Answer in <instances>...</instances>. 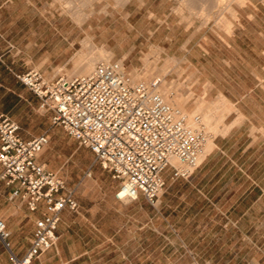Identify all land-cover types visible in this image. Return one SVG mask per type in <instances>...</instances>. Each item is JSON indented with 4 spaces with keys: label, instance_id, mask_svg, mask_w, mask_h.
I'll return each instance as SVG.
<instances>
[{
    "label": "rangeland",
    "instance_id": "374dc122",
    "mask_svg": "<svg viewBox=\"0 0 264 264\" xmlns=\"http://www.w3.org/2000/svg\"><path fill=\"white\" fill-rule=\"evenodd\" d=\"M221 1L13 0L2 4L0 109L30 122L24 126L26 131H43L49 124L47 115L39 113L10 68L33 67L49 79L77 74L75 62L95 56L96 48L103 47L110 52L108 60L121 61L128 73L136 71L140 75L136 80L160 78L159 92L185 99L183 109L175 107L189 117L200 116L204 125L202 113L195 110L199 100L214 108L222 96L232 104L219 122L221 127L226 116L240 109L264 112V1ZM26 14L56 19L34 24L40 27L33 33L27 30ZM15 18L21 19L15 22ZM43 26L47 33L41 34ZM101 61L96 59L93 66ZM56 128L53 133L61 140L50 138L43 152L55 154L54 169L68 186L89 178L88 172L96 179L94 167L100 171L78 207L112 202L110 193L116 187L108 172L88 148L79 146L61 126ZM204 129L210 137L220 131L207 125ZM231 170L226 176L220 171L209 174L210 180L199 185L178 180L166 188L167 181L159 201L152 205L142 198L124 203L129 218L119 231H107L99 223L77 234L98 243L108 237L117 244L118 248L110 245L108 249L115 253L110 251L109 256L103 255L107 248L95 247L96 256H104L96 264H264V164L246 168L243 190H237L240 183Z\"/></svg>",
    "mask_w": 264,
    "mask_h": 264
},
{
    "label": "built area",
    "instance_id": "2783aa9c",
    "mask_svg": "<svg viewBox=\"0 0 264 264\" xmlns=\"http://www.w3.org/2000/svg\"><path fill=\"white\" fill-rule=\"evenodd\" d=\"M15 76L38 98L40 110L50 112V124L61 126L119 180V200L141 195L153 204L165 185L166 169L174 178H186L202 161L207 133L199 116L194 115L196 125H191L187 115L157 91L156 80L133 81L121 61L98 62L84 75L49 79L30 68ZM48 141L47 132L23 138L17 122L0 112V184L12 186L10 198H19L30 211L39 210L26 250L18 257L11 254L13 264H31L53 247L60 212L78 208L61 176L39 160ZM8 236L0 218V240L7 249Z\"/></svg>",
    "mask_w": 264,
    "mask_h": 264
},
{
    "label": "crops",
    "instance_id": "0c3cea01",
    "mask_svg": "<svg viewBox=\"0 0 264 264\" xmlns=\"http://www.w3.org/2000/svg\"><path fill=\"white\" fill-rule=\"evenodd\" d=\"M8 2L13 3V0H0V5L7 4ZM14 5L16 6L17 4ZM25 17L24 21L28 25L27 30L33 33L39 31L38 27H40L39 25L34 26V24L51 22L53 21L51 20L52 18H54V21L56 19L55 15H52L48 19H46L44 15L38 14H26ZM20 19L21 18H15L14 21L18 22ZM52 28H48L50 32L53 31ZM42 33H47L44 26L42 27L41 34ZM84 41L85 44H87V40ZM50 53L52 52H44V54ZM79 60L81 61L82 59L80 58ZM79 60H77L74 64V71ZM30 68L33 67H25L23 69L16 70L10 68V71L15 81L21 84L31 94L33 100L35 101L34 103L37 105L39 113L47 115L49 123L48 127L39 133H48V144L50 142V138H54L56 142H59L61 137L59 135L57 137L56 133H53V131L57 130L56 127L58 126H52L50 124V112L40 110L38 98L21 82H19L15 76L16 73L23 72ZM261 81L264 82V78H262ZM30 105L33 104L30 103ZM0 112L6 114L17 122L19 126V134L23 138H30L39 134H36V131H26L24 126L29 125L30 122H26V120L20 118L15 113L4 111L2 109H0ZM199 119L201 121L200 116ZM223 125L224 126L221 127V124H217L215 130H218L217 128L219 127L220 131L211 136L212 138L209 134L207 135L212 143L211 148L203 155V157H205H202L203 160L201 164L195 168L188 177L174 178L171 176L170 168L163 172L165 184L168 181L166 188L178 180L188 181L191 185H199L201 181L208 182L210 180L207 178L209 174L215 175L220 171L221 176H226L228 171L233 169L231 170V175L237 176L236 181L237 183H240L237 190H243V185L246 182L247 176L246 168L261 166L264 164V160H262V154L264 153V134L261 131V129H264V112H245L240 109L238 113L234 112L226 116L223 121ZM56 157L59 156L56 155ZM55 159L57 158H55V154L51 153V151L42 152L39 156V160L44 162L48 169L58 173V171L54 169L58 165V162ZM223 168L226 170L222 171L221 169ZM1 169L0 165V172ZM93 170L96 174V179H94L91 176V172H89V175H87L89 178H81L73 185V187L68 186L63 176L58 173L64 180L65 187L72 191V196L75 198L78 205L85 197H87V195H89L87 189L94 183H97L96 181L99 178L100 171H96L95 167ZM108 175L114 181L113 187H116V191L119 185V180L113 178L109 172ZM11 188L12 186L7 185L4 182H1L0 184V218L4 220L6 227L9 230V236L7 238L9 242V249H7L0 240V264H13L11 254L18 257L24 253L29 244V238L31 237L34 227V221L39 216V210L30 211L27 209L25 203L19 200V198H10ZM115 191H111L110 193V197L113 201L108 202L104 207L79 206L76 211H71L67 208L63 209L60 212V220L56 226V234L58 235V238L55 245L43 251L31 262V264H96L99 262V258L109 256L110 251L113 253L114 250L108 249L110 245L112 246L111 248H118V246L112 238L107 237L106 241L98 243L93 238L80 237L77 234L78 230L85 229L91 231L92 228H97L98 224L101 223L107 231H119V229L125 225V221H128L129 218V214L127 212L128 207H126L124 203H129L142 198L146 203L152 205L141 195H138L135 200H119L115 197ZM159 196L157 201H159ZM88 197L90 198L91 196ZM107 236L109 235L107 234ZM108 241L111 244H109ZM99 246L101 248H107V250L103 253L104 256H96L98 254L94 248ZM120 254L123 256L124 252H120Z\"/></svg>",
    "mask_w": 264,
    "mask_h": 264
},
{
    "label": "bare ground",
    "instance_id": "6f19581e",
    "mask_svg": "<svg viewBox=\"0 0 264 264\" xmlns=\"http://www.w3.org/2000/svg\"><path fill=\"white\" fill-rule=\"evenodd\" d=\"M222 1H224V0H222ZM238 1L243 2L244 0H238ZM227 2H229V0ZM94 47H96V46H94ZM96 49H97L96 50L97 54L95 56L91 55L90 57L88 56L87 58H85L81 61L80 60L78 61V63L76 64L77 65L76 69L74 71L77 74H72V75H84V73L87 74V72L90 71L92 69V67H94L93 65H94L96 59H102L104 61H108V58L110 56V54H109L110 52L105 50L103 47H99V48L97 47ZM129 74H130L133 81H135L136 78L140 77V75H138L136 71H133L132 74L131 73H129ZM68 76H70V75H68ZM160 80L161 79L159 78L158 81L160 82ZM145 81H147V80H145ZM159 82H158V84H159ZM157 91L159 92V86L157 87ZM159 93L163 96V98L169 104H171L173 106H178L181 109L184 108L183 103H184L185 99H183V98L181 99L179 95H174L171 98L170 95L173 94L172 92H167V91L165 92L164 91V92H159ZM221 97H220L221 102H219V104L217 103L218 105L214 106V108H211L210 106L205 105L204 103L200 102V100L197 102L195 110L200 111L202 113V119L204 121L203 123H205V125H207L208 129H210V130H215L217 124L221 121L222 116L232 108V105L225 98H223V97L221 98ZM186 115L188 117V121L190 122V124L196 125V123L194 122V119H193L194 115L191 114L192 116H190V117L188 114H186ZM205 125H204V127H205ZM211 145H212V143H211L210 138L208 136H206L205 142H204L203 147H202V156L201 157H203V155L211 148ZM171 162L174 165L179 164V160L177 158H172Z\"/></svg>",
    "mask_w": 264,
    "mask_h": 264
}]
</instances>
